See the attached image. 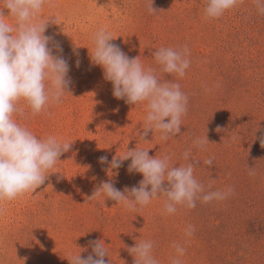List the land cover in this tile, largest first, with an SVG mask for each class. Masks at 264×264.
<instances>
[{
  "label": "rangeland",
  "instance_id": "rangeland-1",
  "mask_svg": "<svg viewBox=\"0 0 264 264\" xmlns=\"http://www.w3.org/2000/svg\"><path fill=\"white\" fill-rule=\"evenodd\" d=\"M148 3L46 0L36 22L52 17L45 35L54 37L49 43L53 54L69 63L70 92L35 116L21 100L17 106L25 114L13 118L38 137L54 135L72 145L39 188L0 202V264H70L68 258L92 253V241L104 244L106 264H134L128 249L142 240L153 242L158 264H171L174 244L186 250L182 264H264L263 228L258 225L253 231L244 224L257 212L264 214V146H252L247 159L237 153L246 148L242 136L252 134L242 127V113L251 112L259 129L253 133L264 134V15L254 0H241L214 19L205 18L204 0H153L155 13L149 12ZM3 12L8 15L9 10ZM5 22L14 20L5 17ZM101 27L130 58L139 56L146 68L158 73L152 56L156 49L184 45L190 49L184 77L160 73L162 79L178 82L189 97L180 132L167 141L154 130L140 139L146 105L115 98L103 69L90 63L89 49ZM57 42L62 53L54 47ZM237 114L242 116L239 121ZM197 138H208L203 149L193 144ZM136 147L149 149L150 156H169L170 167L192 163L194 176L206 191L226 187L233 191L209 206L178 205L173 214L165 213L162 195L134 210L104 196L89 202L103 181L121 191L139 185L143 174L127 171L130 158L110 171L109 164L98 160L107 156L110 162ZM188 150L191 157L184 160ZM210 157L213 165L203 164ZM250 167L254 175H249ZM214 214H222L224 224L214 226ZM188 225L194 227L191 237L184 234Z\"/></svg>",
  "mask_w": 264,
  "mask_h": 264
},
{
  "label": "clouds",
  "instance_id": "clouds-1",
  "mask_svg": "<svg viewBox=\"0 0 264 264\" xmlns=\"http://www.w3.org/2000/svg\"><path fill=\"white\" fill-rule=\"evenodd\" d=\"M46 0H0V202L11 201L29 191H35L48 177L60 156L67 152L72 142L62 141L54 135L38 137L27 127L18 123L14 114L23 116L24 108L18 107L23 100L35 116L46 111L47 107L62 102V97L72 83L69 77L70 66L62 55H54L49 47L52 36L45 35L47 22H36L41 15ZM241 0H204L205 18L221 17L226 11L235 8ZM259 14L264 15V0H254ZM3 9H8L5 15ZM150 13L157 12L153 0H149ZM5 17L14 20L10 24ZM56 24V17L55 21ZM115 37L106 28H99L94 34L93 49H89L90 63L103 69L104 79L113 86V96L124 99L126 103L146 105L143 132L140 139L145 140L150 130L160 132L161 140L180 132L182 116L187 112L189 97L181 90L178 82L164 80L160 73L182 78L190 66V49L159 47L152 56L159 66V73L152 67H145L139 56L130 58L117 44ZM55 49L63 52L57 42ZM73 52L78 55L76 48ZM79 60L76 64L79 67ZM166 118L167 121H166ZM207 140L197 138L193 144L203 149ZM264 146V139H261ZM149 149L135 148L121 156H114L109 162L107 156L98 158L99 163L109 164V169H119L123 162L128 164L129 173L143 174L138 186L123 191L112 182L103 181L88 197L91 202L104 196L117 201L124 207L134 210L137 206L148 205L157 196L166 197L164 211L173 214L177 206L195 208L196 201L209 203L226 199L232 193L231 187L220 191H206L205 186L194 176L195 166L169 165L170 157L150 156ZM191 150L183 153L184 160H189ZM214 158L203 161L213 165ZM252 167L249 175H254ZM167 181V185L164 182ZM150 186V189H149ZM211 185H209L210 187ZM194 227L188 225L184 234L191 237ZM92 253L86 258L80 254L69 259L70 264H106L104 257L107 249L101 241H92ZM176 255L171 264H182L181 257L185 248L174 244ZM153 242L140 241L128 249L134 256V264H158L152 254Z\"/></svg>",
  "mask_w": 264,
  "mask_h": 264
},
{
  "label": "trees",
  "instance_id": "trees-1",
  "mask_svg": "<svg viewBox=\"0 0 264 264\" xmlns=\"http://www.w3.org/2000/svg\"><path fill=\"white\" fill-rule=\"evenodd\" d=\"M241 115H243V118H244V121L242 122V127L244 128V129H250L251 131H252V134H246V135H244V136H242V142L244 141V143H247V144H245V146H246V148L245 149H242V150H237V153L239 154V156L242 158V157H244V158H242V159H247V157L249 158L250 156H252L251 155V153H252V146H254V145H256V144H258V143H261L260 141H261V139H264V134H262L261 132H258V134H256V133H253V132H256L257 130H259L258 128H256V127H254L255 125H256V118H251L252 117V113L251 112H245V113H242ZM240 114H237L236 115V117H237V121H239V120H241V118H242V116H241ZM229 122H230V120H228ZM246 140H248V141H250V142H247ZM193 153V152H192ZM237 157L238 159L240 158V157ZM248 169V168H247ZM249 171V170H248ZM229 173V172H228ZM196 202H198V203H201V204H203V205H206V206H209V205H211V203L213 202H209V203H207V204H205V203H202L201 201H199V200H197ZM197 204V203H196ZM215 215V214H214ZM257 217H255L253 220H248L249 222L247 223H244V224H247V227H251V229L250 230H255V229H257V226L258 225H260V227H262L263 228V233H264V214H261L260 212H257ZM217 221H219V222H217ZM223 223L224 224V222H225V220H223V216H222V214H216L215 216H214V220H212V224L214 225V226H219V223ZM221 223H220V225H221ZM248 228H243V230H241L242 232L244 231V230H247ZM248 232V231H247ZM262 235H264V234H262ZM261 235V236H262ZM116 244V243H115ZM108 249H112V247H107Z\"/></svg>",
  "mask_w": 264,
  "mask_h": 264
}]
</instances>
